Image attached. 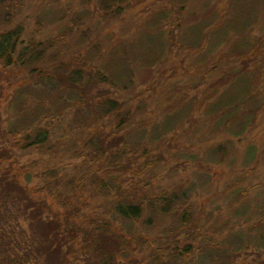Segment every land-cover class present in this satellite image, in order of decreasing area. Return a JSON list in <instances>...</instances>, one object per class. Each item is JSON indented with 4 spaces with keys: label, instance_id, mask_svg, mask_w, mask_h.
<instances>
[{
    "label": "rangeland",
    "instance_id": "obj_1",
    "mask_svg": "<svg viewBox=\"0 0 264 264\" xmlns=\"http://www.w3.org/2000/svg\"><path fill=\"white\" fill-rule=\"evenodd\" d=\"M104 1L110 5L108 11ZM15 2L17 4L12 2L8 6L12 16L11 26L22 24L36 40L56 36L63 25L69 24L73 31L67 34L69 36L66 35V40L72 43V40L77 41L79 30L89 27L90 32L83 38V44L98 45L100 52L94 49L92 57L102 62L117 79L116 88L109 85L104 88L112 93L115 90L121 92L122 97L130 99L132 107V104L142 102L132 126L136 125V121L144 124L147 138L151 142L148 159L157 158V162L155 165L150 164L138 177L132 176V171L122 173L112 169L110 174L121 175L122 192L135 188L137 193L154 194L161 190L169 192L177 186L187 188V203L195 209L193 217L202 215L199 226L188 228L189 238L182 228L171 233L172 221H168L164 228L160 227L157 234L154 231L150 234L149 239L158 238L155 241L161 243L160 246L155 245L152 252L160 256L163 262L168 260V253L175 246L191 243L194 251L183 264H212L208 257L205 261L197 259L201 243L210 244L212 249L211 245L219 242L229 231L244 229V234L256 218H264V208L259 210L253 203L256 196L264 194V44L257 53L249 55L253 60L263 56L259 70L255 71L251 66L246 75L248 78H256L253 81L257 89L255 92L259 91L263 100L259 107L246 106L248 112L245 114H251L252 118L245 132L232 137L220 131L221 125L215 129V122L207 119L211 117L207 110L212 100L204 99V92L210 83L222 80L233 66H240L233 59L221 62L217 60L216 54L245 52L250 47L249 42L256 43L258 39H264V0ZM116 6L120 7L119 13L110 15L109 12ZM78 11L87 13L82 25L69 20ZM218 21L221 23L219 26ZM4 25L0 23V30ZM159 35H165V41L160 42ZM207 49L211 51L210 55H204ZM109 51L115 52L112 60L106 56ZM211 67H215L213 72L210 71ZM228 76L235 77L233 73ZM202 80L205 82L200 84ZM19 84H0V149L4 148L8 153V159L1 162L0 168L6 169L30 190L34 200L44 201L48 206L49 209L42 212L39 231L45 233L46 228H53L57 224L54 222L61 221L63 208H68L74 211L76 219L84 227L88 226V222L93 226L94 222H90L92 220L100 222L104 219L113 229H123L128 238L138 236L142 225L131 226L130 223L112 218L114 197L104 195L97 185L92 184L91 174L96 172L100 176L102 171L97 172L92 161L88 165L93 168L88 172L86 165H83L93 151L87 146L93 128L79 127V123L70 135L66 134V129H60L59 132L56 130L53 139L56 151L53 153L21 150L14 146L18 139L16 129L27 127L33 114L38 112L29 108L38 102L32 92H26L20 102L12 101ZM44 92L39 90L38 94H43L41 100L46 99ZM177 99L184 100L180 104L183 109H194L191 118L185 120L180 116L171 117L176 110H169L167 106ZM20 106L21 111L16 112ZM72 118V113L66 111L63 125L69 126ZM166 118L171 120L167 121ZM41 119L42 116L39 122H44ZM77 121L81 122L80 118ZM104 130L105 135L109 134L108 128ZM219 145L224 147V154L214 151ZM237 188L245 194L242 200H232L233 204L245 201L248 206L238 213L239 221L235 219L238 217L233 216L230 223L224 226L222 223L232 216L234 209L228 208L226 198L229 192ZM209 212H213L211 217L208 216ZM215 219H219V227L224 228L221 234L209 229ZM198 227L202 230L199 231ZM14 228L18 230V227ZM139 242L143 245L147 241ZM224 244L228 249H235L236 246L232 240ZM260 244L257 246L249 243L246 248L235 253L231 264H264V242L260 241ZM82 246L75 239L71 247L64 249L67 264H92L95 261L93 254ZM151 250L152 247L147 245L140 250L138 243L132 242L128 251L116 257L117 262L149 264L152 261ZM4 257V253H0V259Z\"/></svg>",
    "mask_w": 264,
    "mask_h": 264
},
{
    "label": "trees",
    "instance_id": "obj_2",
    "mask_svg": "<svg viewBox=\"0 0 264 264\" xmlns=\"http://www.w3.org/2000/svg\"><path fill=\"white\" fill-rule=\"evenodd\" d=\"M15 1L19 0L12 2L16 3ZM144 1L146 0H136V3ZM12 2L11 0H0V23L5 24L0 30V66L2 69L0 84L20 83L15 88L13 102L22 101L28 91L32 92L38 101L29 107L34 112L38 111L31 117L33 119L29 120L30 124H27V127H18L19 130L16 129L18 139L14 142V146H18L21 150L30 149L44 154L53 153L56 151V144L53 143L56 130L59 132L60 129H66L68 130L66 134L70 135L74 129L78 128L79 123H81L79 127L93 128L94 132L87 141V146L93 151L89 153L87 161H83V165H86L85 169L88 172L93 168L92 165H88L92 161L95 163L96 171H102V174L98 176L96 172L92 173L91 182L97 185L104 195L114 197L112 218L122 223H130L131 226L141 224L142 229L139 230L138 236L128 238L123 229H113L111 224L109 225L104 219L100 222L92 220L90 222H94L93 226H90L88 222V226L84 227L76 219L74 211L63 208L61 221L54 222L57 224L52 223L54 227L46 228L45 233L42 230L40 232L38 225L42 221V212L48 210V206L44 201L34 200L30 190L19 183L16 177L6 169L0 168V253H4L5 256L0 259V264H44V262L67 264L64 249L71 247L75 239L82 243L83 249L93 254L95 261L92 264H124L122 261L117 262L116 257L128 251L132 242L138 243L140 250L144 245L152 247L151 252L155 250V245L160 246L161 243L155 241L158 238L149 239L150 234L153 231L157 234V230L160 227L164 228L168 221H172L171 233L182 228L189 238L188 228L199 226V218L202 215L198 218L193 217L195 209L187 203L189 196L187 188L177 186L169 192L161 190L154 194L137 193L135 188L122 192L121 175L110 174L112 169L122 171V173L132 171L131 175L138 177L150 164L155 165L157 158L148 159L151 142L147 138L144 124L136 121V125L132 126L142 102L132 104L134 106L132 107L129 104L130 99L122 97L121 92L115 90L112 93L104 88L107 85L116 88L117 79L101 64L102 62L99 63L92 57L94 49L100 52L98 45L83 44L82 40L90 32V28L85 27L84 30H79L77 41L72 40L70 43L66 40V35L73 29L67 22L69 26L63 25L58 35L36 40L22 24L16 23L11 26L12 16L8 6H11ZM104 3L108 11L110 5L106 1ZM119 10L120 7L116 6L109 14H118ZM86 18L85 11H78L69 20L82 25ZM219 22L217 26L221 24ZM158 38L160 42L165 41V35H159ZM256 43L249 42L250 47L245 52L216 54L217 60L222 62L226 59H233L232 61L240 66H233L228 72L226 71V76L222 80L210 83L204 92V99L212 100L207 110L211 117L207 119L212 123L215 122L213 124L215 129L221 125L220 131L232 137L241 135L250 126L252 117L251 114H245L248 112L245 109L246 106L259 107L258 105L263 100L262 94L259 91L255 92L256 87L253 81L256 78L246 77L247 69L252 66L253 70H259V65L263 62V56L255 60L249 56L257 53L263 46L264 39L261 41L258 39ZM203 53L210 55L211 51L207 49ZM114 55L115 52L106 53L111 60ZM107 68L110 70L108 62ZM214 69L215 67H211L210 71L213 72ZM229 73H233L235 77L229 78ZM203 82L205 81L202 80L200 84ZM39 90L45 91V100H41L43 94H38ZM183 101L177 99L172 105L167 106L169 110H176L171 117L180 116L185 120L192 117L194 109H183L180 105ZM21 109V106L16 108V112ZM66 111L73 115L69 126L63 125ZM41 116L44 125L39 122ZM79 118L81 122L77 121ZM234 121L239 123L233 124ZM104 128L109 129V134L103 133ZM222 149L224 147L219 145L214 151L224 154ZM7 157V150L0 149V164L8 159ZM130 179L132 180V177ZM244 194V191L238 188L229 192L226 198L228 208L234 207V209L232 216L222 223L224 226L230 223V218L233 216H240L238 213L243 212L248 206L245 201L239 202L238 205L233 204L232 200H242ZM263 195L253 199L254 206L259 210L264 208ZM212 215L213 212L208 213L209 217ZM235 219L239 221L240 217ZM219 224V219H215L213 223H210L209 229H214V233L221 234L224 228H220ZM15 226L18 230L14 228ZM198 229L202 230L201 227ZM243 230L229 231L219 242L211 245L212 249L209 247L210 244L201 243L198 247L197 259L205 261L208 257L212 264H231L235 253H239L249 243L257 246L263 245L260 244V241L264 242L263 216L256 218L244 234ZM256 230L257 232L254 233ZM230 240L236 245L235 249H228L224 246V243ZM139 241L147 242L142 245ZM193 249L191 243H185L181 247L175 246L170 250L171 253H168L169 256L166 258L168 260L165 262L152 252L150 254L152 261L149 264H180L181 262L183 264L189 260Z\"/></svg>",
    "mask_w": 264,
    "mask_h": 264
}]
</instances>
